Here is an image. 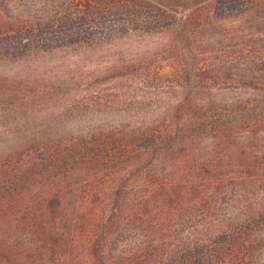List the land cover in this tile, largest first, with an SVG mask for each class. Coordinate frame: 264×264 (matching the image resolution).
I'll list each match as a JSON object with an SVG mask.
<instances>
[{"label":"trees","instance_id":"obj_1","mask_svg":"<svg viewBox=\"0 0 264 264\" xmlns=\"http://www.w3.org/2000/svg\"><path fill=\"white\" fill-rule=\"evenodd\" d=\"M142 2L38 0L30 13L0 0V20L28 16L0 29V114L14 126L0 131V264H264V0ZM52 26L48 49L29 47L45 63L25 59L23 35ZM149 26L176 94L98 101L101 84L140 68L141 52L118 48ZM97 42L118 56L90 67L100 85H86V109L79 93L47 104L78 69L66 55ZM44 67L52 82L37 87Z\"/></svg>","mask_w":264,"mask_h":264},{"label":"rangeland","instance_id":"obj_2","mask_svg":"<svg viewBox=\"0 0 264 264\" xmlns=\"http://www.w3.org/2000/svg\"><path fill=\"white\" fill-rule=\"evenodd\" d=\"M9 6L12 11L14 8L15 11L20 9L28 10L30 13H35L36 8L41 3H38V0H8ZM14 1V2H13ZM135 2H141L143 0H134ZM145 1H153V0H145ZM140 7V6H139ZM137 5L135 9L140 10ZM137 10L130 11L131 16H135L138 13ZM147 10L142 9L141 14L142 15H148L149 13L146 12ZM27 13V12H26ZM27 15H23L20 17L21 19H15L13 17L11 18H5L0 20V29H8L14 25H24L25 21L27 19ZM124 17V14H120V19ZM146 18V17H144ZM150 21H154L153 17L149 16ZM138 21L134 22L137 23ZM87 24V23H86ZM131 25V24H130ZM68 27H79L82 26V29L80 30V38H84V36L88 35L86 33V27L90 28V26H85V24H77L76 22L72 20L67 21ZM141 29H144L145 27H142L140 25ZM147 31L149 32L147 34V40L144 41V38H140V36L137 35H131L128 41L132 44L130 46L126 45L125 43L121 45V48H118L123 52L124 58H129L133 56L134 51H139L144 55V58H142V63L140 65V68H138L137 72H135V75H133L132 78L124 77L121 79H112L109 82H104L105 84H101L102 90H101V96L98 97V101H103L105 99H110L114 97H118L119 99H124L125 102L130 101V99H133L132 96L136 95V99L140 101L139 107L140 108H146L149 101H158L160 104H163L165 99H167L170 96L175 95V87L178 83V77L176 75V69L174 64L172 63V60L167 58V50L165 48L166 41L163 39V34L160 33V31H152L151 26ZM159 29V28H157ZM139 32H141L139 30ZM45 36L42 38H38L37 42L30 39L28 36L23 35V38L21 41L25 43V45L22 47L23 50H27L26 52L22 53L21 55L25 57V59H34L29 57H36L38 60V65L41 63H45L46 58L48 57L47 54L44 52H38L37 55H34L31 51H29V47L33 46L35 47H43L44 49H48V47L52 43V37L55 35L59 37L61 34L60 31H57V29L52 27H47V29L44 31ZM143 36V35H141ZM100 44V43H99ZM103 46H98V42L95 45H92L91 48H72L71 52H73L72 56L66 55L64 58L65 61L68 63H74L77 65L78 69L72 70L71 74L67 77L66 75V81H68V84L62 85L64 89H66V92L64 94H61V92L58 94V96H53L55 93L49 94L50 100H47V104L52 105V103H55L56 100L60 103L64 99H72L73 96L76 95V93L79 95L75 96L77 100V106L79 110H85L86 109V99L83 98L85 87L87 84L89 85H95L100 79L96 76L91 75L92 69L90 67L100 65L103 66L114 57H117L118 55H113L112 50H104V52L101 54L98 52V49L100 48H107L108 42H104L102 44ZM69 44L65 45L63 49H69ZM99 47V48H98ZM69 53V52H66ZM62 52L60 50L57 51V53L53 54V58L57 61L62 58L61 56ZM122 54V53H121ZM120 54V56H121ZM26 63V62H25ZM33 63V61H31ZM21 67V66H19ZM43 67V66H40ZM84 67V68H83ZM90 69L88 72L85 70ZM45 67L44 68H38L35 71L36 77L38 79L41 78V80H38V86L37 87H43L48 85L50 82H52V79L49 78L47 74H45ZM99 77V76H98ZM48 83V84H47ZM100 82H98V85ZM104 87V88H103ZM37 99V101L41 100L44 102L48 96L43 95L40 93V91H33ZM31 93V94H32ZM67 100V101H68ZM135 100V99H134ZM41 102V103H42ZM139 103V102H138ZM126 104V103H125ZM42 106V104H40ZM75 120V119H74ZM73 121V120H72ZM10 119L4 118L0 114V131L3 130V127H12L14 126L9 125ZM9 123V124H7ZM20 123V121H19ZM79 125L78 122H75L73 126ZM77 177V176H76ZM78 178V177H77ZM28 189H26L23 193H26ZM25 194H23L24 196ZM21 196L19 200L23 197ZM26 201V197L21 199V202L24 203ZM84 243H81L80 249H83ZM264 259V258H263Z\"/></svg>","mask_w":264,"mask_h":264}]
</instances>
